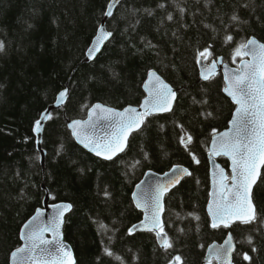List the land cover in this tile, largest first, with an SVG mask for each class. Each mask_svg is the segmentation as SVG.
<instances>
[{"label": "trees", "instance_id": "16d2710c", "mask_svg": "<svg viewBox=\"0 0 264 264\" xmlns=\"http://www.w3.org/2000/svg\"><path fill=\"white\" fill-rule=\"evenodd\" d=\"M110 1L0 0V264H9L21 245V228L42 206L44 187L52 202L73 205L65 232L77 264H172L177 255L183 264H209L208 246L229 232L237 243L235 264H264V169L254 190L257 220L211 226L209 146L235 106L221 73L203 81L199 72L205 49L207 62L222 57L237 65L240 43L264 42V0H121L107 23L112 38L87 62ZM151 69L178 91L172 112L147 117L113 160L82 148L67 122L85 118L97 102L120 109L140 104ZM67 87L66 104L45 127L43 166L34 125ZM185 133L192 137L187 148L180 141ZM219 161L230 174L229 161ZM177 164L192 173L166 198L173 247L165 250L154 232H129L142 219L132 192L148 170L164 173Z\"/></svg>", "mask_w": 264, "mask_h": 264}, {"label": "snow or ice", "instance_id": "6c2138e0", "mask_svg": "<svg viewBox=\"0 0 264 264\" xmlns=\"http://www.w3.org/2000/svg\"><path fill=\"white\" fill-rule=\"evenodd\" d=\"M118 3V0H113L108 5L107 16L112 15L113 4ZM168 19H172L171 16ZM235 21L237 16H233ZM101 36L97 37V46L90 48L88 54L90 58H95V54L99 51V44L103 39H107L112 35L107 32L103 26L99 29ZM231 35L226 36V41H232ZM4 48L3 42H0V51ZM207 49L200 53L204 57ZM251 54V61H244L243 67L238 69L236 73L228 77V85L224 89L236 105L235 118L231 121L232 128L224 133H221L218 139L213 140V153L215 155L229 156L232 161V183L229 184V177L223 169L220 170L218 180V191L213 193V201L209 205V212L212 216V227L220 226L228 227L237 221L243 224H251L257 220L256 205L252 200V189L256 181L260 177V168L264 166V43L258 42L255 38L248 39L235 49V56H247ZM210 55V53H208ZM212 68H215V61L212 63ZM205 80L210 79L209 74L203 77ZM146 87L149 89V99H145L142 108L143 111H137L135 108L125 109L124 112H117L112 108L104 107L97 104L92 108V115L89 121H73L70 125L73 129V134L84 143L86 147H90L98 156L111 160L117 153L124 151L127 145L129 134L136 129H139L147 116L155 112H168L172 110V102L175 100L176 93L170 85L165 84L160 77L152 72L149 74V81ZM67 96V90L59 93L57 103H62ZM98 119L112 120L118 118L115 122V130L108 136L94 139L86 131L89 126H92L93 117ZM51 114L42 115L40 120L35 122L37 131L41 129V120L51 119ZM181 143L185 148L192 141L190 134L185 133L180 138ZM195 163L199 160L195 158ZM173 179L168 182V185H157L153 203L151 206V215L145 216V221L140 226H133L129 232L138 230L143 227L150 231H155L156 236L160 240L161 247L165 250L173 247V243L168 238L164 231L163 223L160 220V213L163 211L162 198L170 186H175L183 175H191L184 168L172 169ZM107 195V193H105ZM137 207H145L147 200L137 198ZM55 214L51 224L39 225L36 221L39 219V214L33 217L25 228L29 231L25 234V239L28 243L24 247L16 249L11 253L14 264H27V261H32V264H75L72 258L71 251L64 245L60 239V228L63 224L65 212L71 210V204L54 205ZM199 219V217H196ZM102 228L106 227L101 225ZM46 232H52V240L45 238ZM55 242L57 245L55 252L47 246ZM248 242L252 243V237H248ZM229 245L228 249L223 250L225 256H230L231 236L226 241ZM213 251L217 258L220 256L219 250ZM39 252V255L37 253ZM105 254L112 256L113 253L109 248L104 249ZM211 257L209 264H211ZM244 259L251 261L252 257L247 253L244 254ZM173 264H183L182 258L177 255L174 257ZM229 264L231 261L229 260Z\"/></svg>", "mask_w": 264, "mask_h": 264}, {"label": "water", "instance_id": "95a60500", "mask_svg": "<svg viewBox=\"0 0 264 264\" xmlns=\"http://www.w3.org/2000/svg\"><path fill=\"white\" fill-rule=\"evenodd\" d=\"M120 1L121 0H118V3L113 4L112 15L111 16H107L106 15V12L109 10L108 7H107V10L105 12L104 18H103V20H102V22L100 24V27L103 26L107 32H110L109 29H108V24H107L108 20L114 15V12H115L117 6L119 5ZM112 2H113V0L110 1V3H112ZM100 27H99V29H100ZM99 29H98V32H97L96 36L94 37L90 47H89V49L97 46V37L102 35L100 33ZM111 38H112V35L110 37H108L107 39H103L100 42L99 51L96 52L95 58H90L89 54H88V51H87L86 61L87 62L94 61L96 59V57L102 52L103 48L105 47V45L107 44V42ZM252 38H255L260 43H264V42H262L261 40H259L256 37H252ZM251 60H252V55L251 54H249L247 56H243V59H241L239 61V63L234 66V65H230V64L224 63L223 58H219L218 60H214L215 61V68L214 69L212 68L213 61L210 62V63L206 62L204 57L201 58L200 63H199V72H200L201 80L208 81L212 77L217 76L220 73L223 75L224 82H225V87L223 88V92L228 98H230V100L235 105V109L233 111V115H232V118H231V120H230V122L228 124V127L225 128L224 130L220 131L216 135H214L213 138H212V141L210 143V149H209L208 156H209V163H210L211 189H210V192H209V200H208L206 209H207V213L209 215V218L211 220V225H212V216H211V214L209 212V205L213 201V198H214L213 197V193L218 191V180H219V174H220V170L221 169H223L224 172L229 177L228 183L229 184L232 183V181H231V176H232V161H231V158L229 156H225V155H215L213 153V151H212V149H213V140L214 139H218V137L220 136L221 133L227 132V131H229L232 128L231 121L235 118L236 108L238 107V105H236V103L234 102L232 97L227 92H225L224 89L228 85V77L232 76L234 73L237 72L238 69L242 68L244 61H251ZM152 72H155L165 84L170 85L172 90L175 91L176 97H175V100L172 102V110H173L174 107H175L176 101L178 99V91H177V89L170 82H168L157 70L151 69L148 72V76H147V78H146V80H145V82L143 84V90L145 92V97L143 98V100L141 101L140 104H138V105H127L124 108L120 109V108H115V107L106 105V104L101 103V102H97L88 110L86 118H78V119L69 120L67 122V125H68L69 130L72 133V136L76 140V142L82 148H84L87 152L91 153L92 155H94V156H96L98 158H101L103 160H109V159H105L102 156L96 155V153L94 151H92L90 147H86L84 143H81V141L79 139H77V137L73 134V129H72V127H70V125L73 123V121H83V122L89 121V117L92 115V108L95 105H97V104L103 105L104 107H107V108H112V109L116 110L117 112H124L125 109H128V108H135V109H137V111H143L142 105H143L145 99H149V89L146 87V85L148 84V81H149V74L152 73ZM205 74H209L211 76V78L205 80L203 78ZM64 90H67V96H66L65 100L62 103L58 104L57 103V100H58V97H59V95H58L57 99H56V102L53 105L49 106L41 114V116L45 115L47 113L52 114V112L54 110H58L62 106H64L66 104V102H67V100L69 98V95H70V88L67 87ZM172 110L168 111V112H155L152 115L166 114V113L172 112ZM99 115H100V113H99V110H98L97 116L93 117V119H92V126H89V128L86 129L88 134L93 136L94 139L110 135L115 130L114 125H115V122L118 120V118H113L112 120L98 119L97 117ZM152 115H149V116H152ZM41 116H40V118H41ZM149 116H147V117H149ZM48 121H49V119L41 120V129H40V131H37L36 127L34 125V133H35V136H36V139H37L36 140V144H37V148H38V150H39V152L41 154V163H42L43 166L45 165L46 157H47V151L43 147V139H44L45 127H46V124H47ZM143 126H144V123L139 129L133 130L129 134V136L127 138V145H126L124 151L127 149L128 145H129V141H130L132 135L134 133L138 132L139 130H141ZM124 151L117 153V155H115L111 160H113V159L117 158L118 156H120ZM220 157H225L229 161V170L231 172V175L228 174V170L219 162L218 159ZM173 168H184V169H187L190 173H192V171L190 170L189 167H187L185 165H180V164L174 165L171 169H169L168 171H166L164 173H159V172H156V171H153V170H148L144 174L143 178L135 185L134 190L132 192V200H133V203H134L135 207L142 213V219L139 222L135 223L133 226L142 225V222L145 221L146 214L149 215V216L151 215V206H152V203H153L152 197L155 194L156 186L157 185H166V186L168 185V182L173 179V174H172V169ZM263 169H264V166H262L260 168V177L256 181V184L253 186V189H252V200H253L254 204H255V201H254V190L256 188L257 183L259 182V180L261 178V175L263 173ZM187 176H189V175H183L182 178L179 180V183H176L175 186H170L169 190L167 192H165L164 195H163V198H162L163 211L160 213V220L163 223V227L165 226L164 217H165V213H166V198L176 187H178L180 185V183ZM44 188L46 190V196L44 198L43 204H42L41 207H39L35 211V213L22 226L21 232H20L21 245L18 248H22V247L25 246L26 243H28V241L25 239V234L29 231V229L25 228V225L28 224V222L31 221L33 217H36L39 214V219L36 221V224H39V225L51 224L52 220H53V216H54L55 211H56L53 206L54 205L71 204L69 202H52V195L50 194L48 188H46V187H44ZM138 197H140L141 199H146L147 200V205H146V207L148 209L147 213H146L145 207H137V203L136 202H137V198ZM72 210H73V205H72L71 210L65 212V214H64L63 224L61 225V228H60V233H61L60 239H61L62 243L64 245H66L68 247V249L71 251L72 258L75 260V264H77L76 252H75L73 246L71 245V243L69 241H67L66 232H65L67 217L71 213ZM256 211H257V206H256ZM237 222H239V221H237ZM237 222H235V223H237ZM235 223H232V224H235ZM231 225L226 227V228H230ZM133 226L131 228H133ZM220 227H224V226L222 225ZM137 232H154V233H156L155 231H150L148 229L140 227V228H138V230L131 232V234H135ZM229 236H231L232 248L230 250V256H225L223 250L229 248V245L226 244V241L229 240ZM45 238L49 239V240H52L53 233L52 232H46L45 233ZM156 239H157V242H158L159 246L161 247L160 240H159V238L157 236H156ZM47 247L49 249H51L53 252H55V249H56L57 245L54 242L53 244L48 245ZM18 248H16V249H18ZM210 250H219L220 251L219 258H217L216 255L214 254V252L210 251ZM236 250H237V243H236V241L234 239V236H233L232 232H229L227 237L225 238V240L223 242H221V243L213 242L212 244H210L208 246L204 263H208L209 262V258L211 257L212 258L211 261L215 260L217 264H229V260L231 261V264H235L234 255H235ZM37 255H39V252L37 253ZM9 264H14V261L12 260L11 256H10ZM27 264H32V261H30V260L27 261ZM49 264H52V262L50 261Z\"/></svg>", "mask_w": 264, "mask_h": 264}, {"label": "bare ground", "instance_id": "6f19581e", "mask_svg": "<svg viewBox=\"0 0 264 264\" xmlns=\"http://www.w3.org/2000/svg\"><path fill=\"white\" fill-rule=\"evenodd\" d=\"M171 263V262H170Z\"/></svg>", "mask_w": 264, "mask_h": 264}]
</instances>
